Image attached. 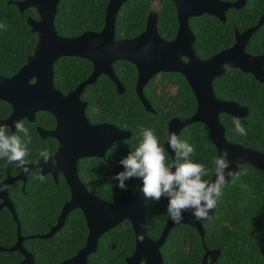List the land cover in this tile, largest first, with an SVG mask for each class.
Instances as JSON below:
<instances>
[{"label": "trees", "instance_id": "16d2710c", "mask_svg": "<svg viewBox=\"0 0 264 264\" xmlns=\"http://www.w3.org/2000/svg\"><path fill=\"white\" fill-rule=\"evenodd\" d=\"M0 0V23L7 30L0 29V73L10 77L26 63L37 42L27 22L28 17L38 18L36 12L28 10L21 14L15 5ZM109 0H60L56 17V29L62 36L76 37L85 32H100L105 25L106 7ZM249 6L228 16L226 23L205 16L193 19L191 28L196 34L197 54L210 58L231 47L235 42V28L243 31L255 25L258 16L264 11V0H249ZM159 13V31L166 40L177 34L179 22L174 3L170 0H129L120 10L116 22V38L132 39L146 29L150 10ZM247 51L250 54H264V27L254 35ZM116 74L125 86V93L119 95L114 83L102 76L94 86L86 87L84 99L90 102L88 117L92 122H111L120 124L133 132L131 142L116 145L106 159L90 160L82 169L84 178H89L94 192L108 201L121 198L124 190L118 181L110 179L124 170L119 161L129 151L135 150L141 139V127L151 128L161 146L168 138V124L173 118H187L194 115L197 100L185 77L179 73H161L145 89V96L151 102L156 114L143 107L135 90L138 70L126 61L114 63ZM55 85L64 93H69L86 80L92 73V64L85 59L63 57L54 67ZM214 90L221 100L236 101L250 109V115L241 122L246 135L235 130L234 118L221 115L226 127L227 138L239 145L264 152V84L252 74L229 69L227 74L214 82ZM12 108L0 101V119L6 118ZM25 127L33 129V124L24 121ZM23 140V134L17 133ZM179 138L187 141L195 149L190 157L193 162L205 166L209 175L204 179L211 181L215 176L214 158L218 157L209 129L202 123H194L182 130ZM169 162L172 158L166 152ZM15 163L9 164L0 159V181L12 174ZM33 181V189L22 196L21 185L10 189L25 235L35 233L31 227L39 228L37 234L49 232V225L55 220L63 205V198L56 197L57 187L48 181L46 187ZM133 192L141 197L142 181L132 178ZM63 188L67 189L63 181ZM54 189V192L48 190ZM60 190V189H59ZM148 234L157 240L169 219L166 212L167 199L159 202L145 201ZM1 205V201H0ZM216 213L205 223L204 240L191 226L178 225L170 233L161 248L164 264H202L205 247L222 249L216 264H264V173L244 165L232 181L226 183L221 197L217 200ZM40 219V223H38ZM49 224V225H48ZM86 219L82 212H74L67 220L64 230L51 240H29L26 244L36 254L37 264H60L76 255L86 244L88 238ZM17 239V224L8 209L0 212V246L10 247ZM136 247L133 227L125 222L105 234L99 243L98 251L89 261L94 264H127ZM22 257L18 253L0 252V264H19Z\"/></svg>", "mask_w": 264, "mask_h": 264}, {"label": "water", "instance_id": "95a60500", "mask_svg": "<svg viewBox=\"0 0 264 264\" xmlns=\"http://www.w3.org/2000/svg\"><path fill=\"white\" fill-rule=\"evenodd\" d=\"M127 1L110 0L102 31H89L76 37L62 36L56 29L55 22L60 0H25L18 4L21 13L31 9L38 15V19H28L32 33L37 36V42L27 63L17 75L11 78L0 75V101L10 104L13 108L11 118L0 124L10 125L13 132V121L24 118L33 120L38 111L51 112L58 117V129L50 134L62 142L61 151L55 160L57 163H70V172L67 170L65 176L72 186L74 197L65 207L54 232L44 238H51L62 229L65 216L76 208L83 211L89 228L86 247L73 258L60 264H93L88 261V257L98 251L100 239L125 221L131 224L136 237L135 252L127 259V263L164 264L161 248L172 230L178 225H188L195 228L204 239L203 222L211 219L216 212L215 208L210 210L209 218L201 221L195 220L191 212H185L180 223H174L169 218L161 237L155 241L148 235L145 204L133 192L131 182L119 201L108 202L91 195L77 179L78 159L105 157L106 151L108 152L115 142L127 140L132 136L129 131L120 130L112 125H91L85 114L87 104L80 101L85 87L96 83L100 75L112 79L117 84L119 93L124 94L125 88L114 73L115 62L126 61L137 67L139 79L136 92L147 111L153 114H156V111L144 95L148 83L162 72L183 75L196 97L197 111L187 119L174 118L169 123V133L175 132L179 137L187 126L194 123L204 124L210 131L218 156L223 149L229 152L234 174L232 177H226L227 183L232 181L240 167L244 165L252 166L264 173V152L230 142L220 119V115L226 114L243 122L250 115L249 107L241 106L236 101L220 100L214 90V81L225 76L228 69L252 74L258 82L264 84V55H252L247 51L253 36L264 24V17L257 26L243 33L236 30L233 46L209 59H202L195 48L196 35L191 29L190 20L210 15L226 22L227 11L232 8H242L247 0H239L235 3L221 0H174L178 6L180 20L179 32L175 40L166 41L159 35L157 17L152 13L143 34L135 39L118 41L117 17ZM63 57L81 58L94 64L93 75L69 95H64L54 86V66ZM163 147L174 159L175 154L168 147V140ZM19 179L0 183L1 209L9 208L15 217L14 204L8 190L14 181ZM214 179L215 176L212 180ZM24 240L20 238L11 249H0V251L20 252L24 256V261L20 264H36L34 256L23 248ZM220 256V249L206 250L203 264H207L209 258H212L211 264H215Z\"/></svg>", "mask_w": 264, "mask_h": 264}, {"label": "clouds", "instance_id": "9594fccd", "mask_svg": "<svg viewBox=\"0 0 264 264\" xmlns=\"http://www.w3.org/2000/svg\"><path fill=\"white\" fill-rule=\"evenodd\" d=\"M0 29L6 31L7 25L0 23ZM233 123L239 135L247 134L239 118L234 119ZM13 125L15 132L10 134L8 126L0 124V159L24 167L32 138L23 120L13 121ZM17 133L23 134V140ZM140 133L138 146L119 161L124 170L110 179L117 180L121 190L127 189V180H141L140 191L144 200L155 203L161 198H166V212L174 223H180L185 212H191L193 218L198 221L209 218L210 210L216 207L228 181L226 177H232L234 174L228 150H221L220 155L214 158L215 179L209 181L204 179L209 175L205 166L193 162L190 158L195 151L193 146L181 140L175 132L168 135V147L175 154L171 162L166 155L167 149L161 146L151 128L141 127ZM39 155L45 164L51 162L53 167L57 165L56 160L50 161L47 149L41 150ZM39 179L43 181L45 177L40 175Z\"/></svg>", "mask_w": 264, "mask_h": 264}, {"label": "flooded vegetation", "instance_id": "af4514ba", "mask_svg": "<svg viewBox=\"0 0 264 264\" xmlns=\"http://www.w3.org/2000/svg\"><path fill=\"white\" fill-rule=\"evenodd\" d=\"M25 0H18V1H9L8 2V4L9 5H15L19 10H20V8L18 7V4L19 3H22V2H24ZM129 1V0H128ZM127 1V2H128ZM170 1H172L173 3H174V5H175V7H176V13H177V18H178V22H180V20H179V15H178V6H177V4H176V2L174 1V0H170ZM222 2H228V3H235V2H238L239 0H221ZM249 0H247V2H246V4H245V6H243L242 8H240V9H234V8H232V9H230L229 11H227V13H226V22L228 21V16L230 15V16H232V15H234V13H236V12H240V11H242L243 9H246L248 6H249V2H248ZM109 2H110V0H109ZM109 2H108V4H109ZM126 2V3H127ZM125 3V4H126ZM108 4H107V7H108ZM124 4V5H125ZM123 5V6H124ZM122 6V7H123ZM106 7V8H107ZM122 9V8H121ZM28 10H31V9H27V10H25L24 12H26V11H28ZM107 10V9H106ZM31 11H33V10H31ZM21 12V11H20ZM24 12L23 13H21V14H24ZM152 13H154V14H156V17H157V29H158V33H159V35L161 36V34H160V31H159V21H160V18H159V13L156 11V10H150V12H149V14H148V17H147V24H146V29H147V25H148V19H149V16L152 14ZM205 16H208V17H212V18H216L217 20H219L221 23H226V22H223V21H221L220 19H218L217 17H215V16H210V15H203V16H199V17H195V18H192L191 20H190V24H191V21L193 20V19H198V18H203V17H205ZM264 17V11L258 16V20H257V23L255 24V25H253V26H251L250 28H252V27H255V26H257L258 24H259V22L262 20V18ZM29 18H33V17H28L27 18V22H28V19ZM106 18V17H105ZM33 19H38V18H33ZM191 26V25H190ZM180 27V26H179ZM179 27H178V31H177V34H176V36L174 37V38H172L171 40H166V41H173V40H175L176 38H177V35H178V32H179ZM264 27V24L261 26V29ZM146 29H145V31H146ZM192 29V28H191ZM247 29H249V28H247ZM247 29H245V30H243V31H240V30H238V28H235V38L234 39H236V30H238L239 32H241V33H243V32H245ZM260 29V30H261ZM259 30V31H260ZM144 31V32H145ZM193 31V30H192ZM258 31V32H259ZM144 32H142L141 34H143ZM257 32V33H258ZM140 34V35H141ZM140 35H138V36H140ZM196 35V34H195ZM137 36V37H138ZM137 37H135V38H137ZM162 37V36H161ZM254 37V36H253ZM135 38H132V39H135ZM163 38V37H162ZM117 39V38H116ZM164 39V38H163ZM196 39H197V36H196ZM253 39V38H252ZM118 41H121V40H119V39H117ZM127 40H129V39H127ZM235 43V42H234ZM233 46V45H232ZM196 48V47H195ZM252 55H264V54H252ZM199 56V55H198ZM214 56V55H213ZM29 57V56H28ZM28 57H27V60H26V63H27V61H28ZM200 57V56H199ZM202 58V57H201ZM211 58V57H210ZM202 59H205V58H202ZM206 59H209V58H206ZM89 61V60H88ZM91 64H92V73L90 74V76L86 79V80H84L83 82H85V81H87L92 75H93V72H94V64L91 62V61H89ZM25 63V64H26ZM116 63V62H115ZM24 64V65H25ZM24 65L18 70V72L16 73V74H14L13 76H15V75H17L20 71H21V69L24 67ZM55 67V66H54ZM136 67V66H135ZM137 68V67H136ZM113 69H114V73L116 74V71H115V68H114V64H113ZM138 70V69H137ZM229 70V69H228ZM233 70V69H232ZM162 73H166V72H162ZM159 74H161V73H159ZM159 74H157V75H159ZM0 75L1 76H3L1 73H0ZM156 75V76H157ZM13 76H10V77H6V76H3V77H5V78H11V77H13ZM102 76H106V75H100L98 78H97V82L100 80V78L102 77ZM116 76L118 77V75L116 74ZM156 76H154L153 78H152V80L156 77ZM108 77V76H107ZM109 78V77H108ZM119 78V77H118ZM110 79V78H109ZM120 79V78H119ZM138 79H139V73H138ZM138 79H137V83H138ZM113 83H114V85L116 86V89H117V92H118V94L119 95H123V94H120L119 93V91H118V86H117V84L112 80V79H110ZM151 80V81H152ZM217 80V79H216ZM120 81H121V79H120ZM150 81V82H151ZM82 82V83H83ZM97 82L96 83H94V84H91V85H87L86 87H89V86H94V85H96L97 84ZM122 82V81H121ZM149 82V83H150ZM215 82V81H214ZM82 83H80L78 86H77V88L82 84ZM137 83H136V86H137ZM148 83V84H149ZM122 84H123V82H122ZM54 86H55V88L57 89V90H59L60 92H62L64 95H69L70 93H72V92H74L75 90H73V91H71V92H69V93H64L62 90H60L56 85H55V71H54ZM123 86H124V84H123ZM86 87H85V89H86ZM124 88H125V86H124ZM85 89H84V91H83V93H82V95H81V98H80V101L82 102V103H84V104H87V107H86V110H85V114H86V117H87V119H88V121L91 123V125H93V126H99V125H112V126H114V127H116V128H118V129H120V130H123V131H129L131 134H132V136L130 137V138H128L127 140H122V141H117V142H115L114 143V145H113V147L107 152L106 151V153H105V157H84V158H80V159H78L77 160V163H76V172H77V179L81 182V184H82V186L91 194V195H93L94 197H97V198H100V199H102V200H104V201H108V200H105V199H103L100 195H98L96 192H94V188H92L91 187V183H90V180H89V178H84V176L82 175V169L86 166V165H89V161L90 160H95V159H106V157H107V155L114 149V147L118 144V145H120V144H124V143H128V142H131V140H132V137H133V132L131 131V130H129V129H127L126 127H121V125L120 124H113V123H111V122H106V121H103V122H92L91 120H90V118L88 117V115H87V113H88V109H89V106H90V102H88V100H85L83 97H84V93H85ZM145 89H146V87H145ZM145 89H144V95H145ZM135 90H136V87H135ZM125 93V92H124ZM137 93V92H136ZM138 95V94H137ZM217 96V95H216ZM146 97V96H145ZM196 98V97H195ZM147 99V98H146ZM148 100V99H147ZM221 100V99H220ZM141 101V100H140ZM149 101V100H148ZM223 101H227V100H223ZM4 102V101H3ZM150 102V101H149ZM141 103H142V101H141ZM238 103V102H237ZM150 104H151V102H150ZM239 104V103H238ZM10 105V104H9ZM142 105H143V107L145 108V110L147 111V109H146V107L144 106V104L142 103ZM152 105V104H151ZM239 105H241V104H239ZM197 106H198V103H197ZM241 106H244V105H241ZM10 107L12 108V106L10 105ZM153 107V106H152ZM244 107H246V106H244ZM154 109V108H153ZM156 111V110H155ZM196 111H197V109H196ZM196 111H195V113H196ZM148 112V111H147ZM150 113V112H149ZM194 113V114H195ZM12 114H13V108H12V112L10 113V115L8 116V117H6V118H2V119H0V123L1 122H5V121H8L10 118H11V116H12ZM153 114V113H152ZM223 115V114H222ZM226 115V114H225ZM193 116V115H192ZM192 116H190V117H192ZM190 117H187V118H190ZM187 118H179V119H187ZM234 118V117H233ZM174 119V118H173ZM172 119V120H173ZM220 119H221V115H220ZM235 119V118H234ZM23 120V122L24 121H26V122H28V123H30V124H33L34 126H33V129H28L29 130V134L31 135V138H32V142H31V144H29L28 145V149H29V155L25 158L26 159V164H25V166L24 167H18L16 164L13 166V168H12V174L10 173V172H8V174H7V177L4 179V180H1L0 181V183H3V182H5V181H7V180H13V179H19V180H17V181H14V183L9 187V190H8V193H9V197H10V189L14 186V185H17V186H19V185H21V192H22V196H27L28 195V188L30 187V189H33V187H32V184H33V181L35 180V179H38L39 178V176L40 175H43L44 177H45V179L43 180V181H41V180H39V182L41 183V184H43L44 186H48L49 185V183H48V181H50L51 182V184L53 185H55L56 187H57V190H56V192H55V196L56 197H59V196H61L62 198H63V205H62V207H61V210H60V213H59V215L57 216V218H56V220H55V224H48L49 225V232H47V233H45V234H37L36 232L38 231V229L39 228H35L34 226H32L31 227V230L32 231H34V230H36V232L34 233L33 232V234H30V235H25V234H23V232H22V221H20V219H19V217H18V214H17V212H16V208H15V205H14V209H15V214H16V217L14 216V214H13V212L9 209V208H7V207H3L2 209H1V205H0V212L2 211V210H4V209H8L9 211H10V213L13 215V218H14V220H15V222H16V224H17V239H16V242L12 245V246H10V247H4V246H0V249H5V250H8V249H11L12 247H14L17 243H18V241H19V239L20 238H22V239H25L24 241H23V243H22V246H23V248L27 251V252H29L30 254H32L33 256H34V260H35V263L37 264V262H36V254L34 253V251L32 250V249H30V246L28 245V244H26L29 240H35V239H37V240H51L56 234H58L59 232H61L62 230H64V228H65V225H66V223H67V220H68V218L74 213V212H76V211H79V212H82L83 213V211L80 209V208H76L75 210H73V211H70L66 216H65V221H64V225H63V227H62V229H60L58 232H56L51 238H48V239H46V238H44V236H46V235H49V234H51V233H53L54 232V230L56 229V227L59 225V220H60V218L63 216V213H64V210H65V207L69 204V203H71L72 201H73V197H74V194H73V190H72V186L69 184V182H68V180H67V178H66V176H65V172L68 170L69 172H70V169H71V165H70V163H63V162H59V163H57V164H59L60 166H55V167H53L52 166V164H51V162H49L48 164H45L44 162H43V158L39 155V152L41 151V150H43V149H47L48 151H49V153H50V161L51 160H55L56 159V157L58 156V154L60 153V151H61V148H62V142H61V140H59L58 138H56V137H53V136H51L50 134L51 133H54L57 129H58V126H59V120H58V117L54 114V113H51V112H47V111H38L36 114H35V116H34V119L33 120H31V119H29V118H24V119H22ZM171 120V121H172ZM246 120V119H245ZM245 120L243 121V122H245ZM170 121V122H171ZM169 122V123H170ZM221 122H222V120H221ZM222 124L224 125V123L222 122ZM8 126V132L11 134V133H13V132H15V128H14V131L12 132V127L10 126V125H7ZM225 126V125H224ZM226 128V127H225ZM227 131V130H226ZM181 134V133H180ZM168 135H169V124H168ZM180 136V135H179ZM227 137V136H226ZM228 139V138H227ZM167 140H168V138H167ZM229 140V139H228ZM230 141V140H229ZM167 142V141H166ZM165 142V143H166ZM213 142V141H212ZM231 142V141H230ZM164 143V144H165ZM233 143V142H232ZM163 144V145H164ZM214 144V143H213ZM235 144H237V143H235ZM162 145V146H163ZM216 147V146H215ZM167 152V151H166ZM261 152V151H260ZM63 181L66 183V185H67V189H65V187L63 188ZM131 182V185H132V181H129L128 182V184ZM128 184H127V186H128ZM60 189V190H59ZM133 189V188H132ZM49 192H54V189L52 188V189H50V190H48ZM124 192H125V190H124ZM124 194V193H123ZM123 196V195H122ZM122 196H121V198H122ZM138 196V195H137ZM139 197V196H138ZM121 198H119L118 200H115V201H108V202H117V201H119ZM141 198V197H140ZM10 199H11V197H10ZM142 199V198H141ZM143 200V199H142ZM0 201H1V199H0ZM12 201V200H11ZM143 202H144V200H143ZM12 203H13V201H12ZM1 204H2V201H1ZM14 204V203H13ZM144 204H145V202H144ZM145 209H146V204H145ZM216 213V212H215ZM83 215H84V213H83ZM215 215V214H214ZM213 215V216H214ZM213 216L211 217V219L213 218ZM84 217H85V215H84ZM170 218V217H169ZM85 219H86V217H85ZM211 219H209V220H211ZM169 220V219H168ZM208 220V221H209ZM208 221H204L203 222V226H204V229H205V223H207ZM125 222H128V221H125ZM125 222H123V223H125ZM168 222V221H167ZM38 223H40V219H39V221H38ZM122 223V224H123ZM129 223V222H128ZM40 224H42V223H40ZM121 224V225H122ZM167 224V223H166ZM86 225H87V220H86ZM120 226V225H119ZM166 226V225H165ZM87 228H88V225H87ZM115 229V228H114ZM165 229V228H164ZM195 229V228H194ZM113 230V229H112ZM88 231H89V228H88ZM111 231V230H110ZM164 231V230H163ZM198 232V231H197ZM163 233V232H162ZM199 233V232H198ZM205 233H206V230H205ZM107 234V233H106ZM149 235V234H148ZM201 236V235H200ZM88 237H89V234H88ZM150 237V236H149ZM161 237V236H160ZM159 237V238H160ZM151 238V237H150ZM158 238V239H159ZM202 238V237H201ZM151 239H153V238H151ZM157 239V240H158ZM153 240H155V239H153ZM157 240H155V241H157ZM204 240V239H203ZM87 241H88V238H87V240H86V244H87ZM100 243V242H99ZM86 244H85V246L82 248V249H84L85 247H86ZM99 248V247H98ZM81 249V250H82ZM135 249H136V247H135ZM218 249H220V248H218ZM217 248L216 249H210V250H218ZM80 250V251H81ZM206 250H209L208 248H206L205 247V251ZM221 250V255H222V249H220ZM79 251V252H80ZM0 252H6V253H18V254H20L21 255V257H22V260L20 261V263H22L23 261H24V256H23V254L22 253H20V252H8V251H0ZM78 252V253H79ZM135 252V251H134ZM77 253V254H78ZM76 254V255H77ZM95 254V253H94ZM134 254V253H133ZM133 254L131 255V256H133ZM76 255H74V256H76ZM93 255V254H92ZM73 256V257H74ZM91 256V255H90ZM90 256L88 257V261H89V258H90ZM130 256V257H131ZM73 257H71V258H73ZM130 257H128V258H130ZM221 257V256H220ZM220 257H219V259H218V261L220 260ZM71 258H69V259H71ZM127 258V259H128ZM127 259H126V262H127ZM203 259H204V257H203ZM68 260V259H67ZM66 261V260H65ZM218 261H216V263L218 262ZM64 262V261H63ZM90 262V261H89ZM211 262H212V258H209V260L207 261V264H211ZM19 263V264H20ZM62 263V262H61ZM90 263H92V262H90ZM215 263V264H216ZM94 264V263H93ZM128 264V263H127ZM202 264H203V260H202Z\"/></svg>", "mask_w": 264, "mask_h": 264}]
</instances>
